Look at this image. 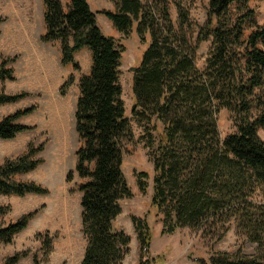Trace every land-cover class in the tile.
<instances>
[{
	"label": "trees",
	"instance_id": "trees-1",
	"mask_svg": "<svg viewBox=\"0 0 264 264\" xmlns=\"http://www.w3.org/2000/svg\"><path fill=\"white\" fill-rule=\"evenodd\" d=\"M108 1L115 11L103 13L115 29L124 35L133 30L141 42L148 43L131 83L132 118L147 133L142 138L151 162L150 171L135 175L139 191L150 196L143 214L131 216L140 249L137 264H167L165 251L150 253L149 215L161 218L162 233L189 228L214 242L234 222L237 232L256 245L255 255L222 251L195 260L198 264H264V141L257 133L264 127V24H257L249 0H208L206 20L191 44L188 33L193 23L187 0ZM69 2L65 11L60 0H44L46 30L41 40H59L61 63L74 68H78L74 52L83 47L91 51L90 70L79 80L74 114L82 140L75 170L86 179L78 187L81 232L86 239L80 264H121L131 236L116 221L122 214V199L133 196L122 149V142L133 137L119 81L124 46L102 32L87 0ZM170 3L176 8L177 26ZM246 26L252 28L248 35ZM203 41L209 47L199 69L195 58ZM10 60L14 58L1 59L0 80L14 78L12 67L7 66ZM71 81L72 75L61 90ZM26 95L2 91L0 105ZM35 108L31 105L1 117L0 139L33 129L19 119ZM221 109L229 112L234 126L223 137L217 118ZM42 150L43 144H29L22 155L3 161L0 194L47 192L37 183L12 179L35 169L43 161L36 156ZM255 194L261 198L256 200ZM34 213L0 224V243L11 242ZM50 244L46 236V252ZM27 254L16 252L1 264H16ZM32 264H39L36 255Z\"/></svg>",
	"mask_w": 264,
	"mask_h": 264
},
{
	"label": "rangeland",
	"instance_id": "rangeland-1",
	"mask_svg": "<svg viewBox=\"0 0 264 264\" xmlns=\"http://www.w3.org/2000/svg\"><path fill=\"white\" fill-rule=\"evenodd\" d=\"M193 31L188 33L191 44L195 43L199 28L206 20L208 0H187ZM191 1V2H189ZM68 10V0H60ZM95 11L98 26L102 32L114 37L124 46L121 64L120 84L122 99L127 115L131 118L133 137L122 142L125 159V174L128 185L133 190V196L122 199V214L116 221L117 227L130 234L129 251L121 264H137L140 249L131 222L132 215L141 216L148 206L149 193L142 194L136 183V172L151 168V162L145 147L143 127L135 123L131 110L132 70L138 64L146 42H141L133 30L127 35L119 33L103 11L113 10L115 6L108 0H89ZM62 6V7H63ZM248 6L254 10L257 24H264V0H249ZM44 0H0V61L3 58H14L7 64L12 67V80H0V92H26L23 98L0 105V118L31 105L35 110L19 119V122L33 129L18 133L11 139H0V165L6 158H15L25 153L27 146L43 144V150L36 156L43 161L33 170L12 176L14 181L34 182L47 189L44 194L26 193L23 196L15 194H0V224H8L18 220L25 214L35 212L28 220L25 228L19 231L9 243H0V264L5 258L20 251H27L16 264H32L36 255L39 264H80L86 239L81 232V191L78 187L86 179L80 178L75 170L76 151L82 145V140L75 130V106L79 96V80L88 74L91 66V51L83 47L74 52L72 64H62L59 40L42 41L45 33ZM169 12L177 26L176 8L169 4ZM252 28L246 26L244 34ZM208 42H200L196 52L195 64L202 69ZM31 50L37 57L36 63L28 67L22 61ZM59 53V55H58ZM72 81L61 90L68 77ZM218 130L223 137L234 131L230 114L225 109L217 113ZM158 126H161L157 123ZM259 137L264 141V127L258 128ZM71 178L68 180V174ZM150 185V184H149ZM151 189V186L149 187ZM254 198L259 200L260 194ZM153 229L150 253L166 252L167 264H198V257H209L213 252L237 251L245 255H255L257 247L236 230L232 222L221 240L214 242L201 236L198 231L189 228H178L173 233H162L161 218L148 216ZM51 238L50 250L43 247V239Z\"/></svg>",
	"mask_w": 264,
	"mask_h": 264
},
{
	"label": "crops",
	"instance_id": "crops-1",
	"mask_svg": "<svg viewBox=\"0 0 264 264\" xmlns=\"http://www.w3.org/2000/svg\"><path fill=\"white\" fill-rule=\"evenodd\" d=\"M68 2H69V0H68ZM87 2L89 3V0H87ZM63 5H65V4H62V6ZM89 5H90V3H89ZM63 8H64V6H63ZM111 11H113V10H111ZM28 53H29V55L23 56L21 60L28 63V67H32L36 63L37 57L35 56V54L31 50H29ZM58 55H59V53H58Z\"/></svg>",
	"mask_w": 264,
	"mask_h": 264
},
{
	"label": "water",
	"instance_id": "water-1",
	"mask_svg": "<svg viewBox=\"0 0 264 264\" xmlns=\"http://www.w3.org/2000/svg\"><path fill=\"white\" fill-rule=\"evenodd\" d=\"M132 70H135V67H133Z\"/></svg>",
	"mask_w": 264,
	"mask_h": 264
}]
</instances>
